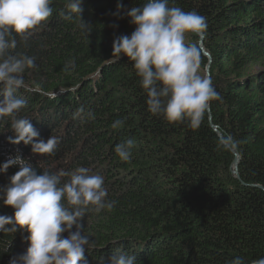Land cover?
I'll return each mask as SVG.
<instances>
[{"label":"trees","instance_id":"1","mask_svg":"<svg viewBox=\"0 0 264 264\" xmlns=\"http://www.w3.org/2000/svg\"><path fill=\"white\" fill-rule=\"evenodd\" d=\"M118 3L124 6L119 15ZM145 3L82 0L85 31L78 14L64 18L66 0H52V16L9 54L35 58L15 94L27 102L19 117L30 120L38 139L54 136L57 146L40 156L31 145L10 143L12 120L5 117L0 165L20 156L38 175L83 166L103 176L106 199L116 203L80 221L95 242L85 250L87 264H110L116 249L134 255L136 264H230L236 257L252 264L264 258V0H169L207 22L202 45L221 99L210 102L197 129L151 114L132 62L114 54L116 38L136 28L127 10ZM198 39L188 34L185 42ZM208 63L202 55L203 75ZM117 119L124 123L113 129ZM225 135L240 142L237 151L220 147ZM128 139L135 146L123 161L115 147ZM19 170L0 172V194ZM0 215H14L3 200ZM27 236L0 232V264L26 252Z\"/></svg>","mask_w":264,"mask_h":264},{"label":"clouds","instance_id":"2","mask_svg":"<svg viewBox=\"0 0 264 264\" xmlns=\"http://www.w3.org/2000/svg\"><path fill=\"white\" fill-rule=\"evenodd\" d=\"M51 3L52 0H0V120H12L14 136L9 137L10 143L31 145L33 154L40 156L53 154L57 139H38L39 133L30 120L19 117L27 102L15 95L25 85V70L35 67V58L23 53L13 56L9 50L15 49L18 42L26 46L34 32L44 26L53 14ZM81 4L82 0H66L69 14L64 18L71 21L72 14H78L80 28L87 31L90 27L82 19ZM123 8L122 3L117 4V15ZM126 15L136 28L130 37L116 38L114 54L127 56L132 62L147 93L148 111L170 124L180 122L191 129L199 128L210 102L221 99L210 77L199 74L201 56L205 54L202 41L206 18L196 11L169 6V0H146L142 6L127 10ZM188 34L197 36L198 41L187 44ZM123 123L117 119L111 127L117 129ZM239 143L231 135L219 140L220 147L231 152L238 150ZM134 146L135 141L128 139L118 144L115 152L121 160L128 161ZM17 165L20 170L0 194V200L14 209V215H0V232L25 230L29 246L26 252L13 256L9 264H87L85 250L95 242L82 233L80 221L88 213L111 211L116 203L106 199L103 176L91 174L83 166L70 172L44 171L38 175L20 156L0 165V172L7 173ZM62 177L68 179L62 182ZM74 225L76 231H72ZM64 233H68L67 237ZM110 264H136V257L116 249ZM230 264H244V260L236 257ZM252 264H264V258Z\"/></svg>","mask_w":264,"mask_h":264},{"label":"water","instance_id":"3","mask_svg":"<svg viewBox=\"0 0 264 264\" xmlns=\"http://www.w3.org/2000/svg\"><path fill=\"white\" fill-rule=\"evenodd\" d=\"M202 44H203V41H202ZM208 59H209V63H208V65H207V67H206V70H205V75H207L208 77H210V71H211V65H212V59H211V56H210V54L209 53H207L206 51H205V54H204ZM208 112H210V108H208ZM213 127V126H212ZM214 129H215V131H217V129L214 127ZM235 161H234V163H233V165H232V173L236 176V177H238V168H239V162H240V159H239V155H238V153H236L235 154Z\"/></svg>","mask_w":264,"mask_h":264},{"label":"rangeland","instance_id":"4","mask_svg":"<svg viewBox=\"0 0 264 264\" xmlns=\"http://www.w3.org/2000/svg\"><path fill=\"white\" fill-rule=\"evenodd\" d=\"M199 74H200V75H203V74H204V71L202 72V70L199 69Z\"/></svg>","mask_w":264,"mask_h":264}]
</instances>
